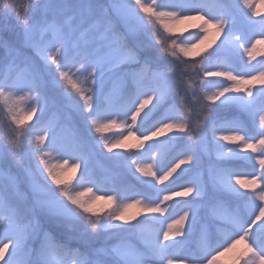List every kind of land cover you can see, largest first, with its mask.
Returning a JSON list of instances; mask_svg holds the SVG:
<instances>
[{
    "label": "snow or ice",
    "instance_id": "6c2138e0",
    "mask_svg": "<svg viewBox=\"0 0 264 264\" xmlns=\"http://www.w3.org/2000/svg\"><path fill=\"white\" fill-rule=\"evenodd\" d=\"M9 32L3 264H264V16L253 0H0ZM98 156L110 161L101 176ZM218 205L227 211L193 246Z\"/></svg>",
    "mask_w": 264,
    "mask_h": 264
},
{
    "label": "rangeland",
    "instance_id": "374dc122",
    "mask_svg": "<svg viewBox=\"0 0 264 264\" xmlns=\"http://www.w3.org/2000/svg\"><path fill=\"white\" fill-rule=\"evenodd\" d=\"M25 2H27V0H25ZM253 2L255 4V11L260 13L261 16H264V0H253ZM254 19H259V17H254ZM198 23H200V22L196 21V20L186 21L184 24L179 25L178 27H179L180 31H183L184 28H188L190 31H194L195 29L192 28V25L198 24ZM257 49L260 52H264V44L257 45ZM260 58L261 57L259 55H257V59H260ZM245 59H247V57H245ZM209 79H212V78H209ZM116 87L119 88V85L117 84ZM257 87H259V85H257ZM106 135H108V133H106ZM161 139H163V137ZM128 143H134V141H129ZM100 157L101 156H98L97 158H95L93 160V166L96 169H99L102 173H104L105 167L102 165V163L100 161ZM214 160H215L214 156L211 158L204 157L203 166H204L205 172H206L207 168L214 162ZM67 175L71 176V172L69 171ZM77 175H79L78 172H77ZM137 175H139V174H137ZM165 183H168V182H165ZM174 199H181V198H174ZM177 210L179 211L180 209L178 208ZM136 211H137V209H131L130 214H133ZM226 211H227V209L224 206H219V205L216 206L214 209H206L204 212H202V217H203L202 226H207L209 228L214 227V221L212 219L213 213L215 214V216H222L225 214ZM190 240H191V238H190ZM5 259H7V255L5 256ZM222 260L230 261V257H227V256L222 257L221 261ZM0 264H3V261H0Z\"/></svg>",
    "mask_w": 264,
    "mask_h": 264
},
{
    "label": "trees",
    "instance_id": "16d2710c",
    "mask_svg": "<svg viewBox=\"0 0 264 264\" xmlns=\"http://www.w3.org/2000/svg\"><path fill=\"white\" fill-rule=\"evenodd\" d=\"M0 35H3V38L4 39H11L12 38V33H3V34H0ZM3 55V50L2 49H0V56H2ZM61 119L63 120V113H61ZM35 120V119H34ZM34 120H33V122H34ZM29 123H31V122H29ZM120 151H123V150H120ZM104 160V161H103ZM100 161H101V163H102V165L106 168V167H109L110 166V161H108L105 157H103V156H101L100 157ZM93 166V165H92ZM94 167V166H93ZM94 170H95V173H96V175H98V176H101V175H103V173L99 170V169H96L95 167H94ZM102 173V174H101ZM127 180H128V182H129V184L130 185H133V186H135L136 185V180H135V178L134 177H132V176H128L127 177ZM188 199H191V198H188ZM207 219V218H206ZM197 227H199V225L197 226ZM196 234H197V230H196V233L193 235V236H196ZM196 238V237H195ZM191 239H192V241H193V239L194 238H192L191 237ZM196 240V239H195ZM190 244H192L193 245V242L192 243H190ZM221 264H230V262L229 261H221Z\"/></svg>",
    "mask_w": 264,
    "mask_h": 264
}]
</instances>
